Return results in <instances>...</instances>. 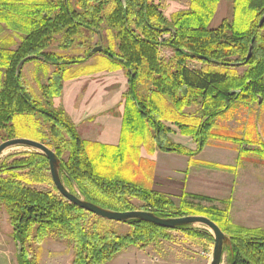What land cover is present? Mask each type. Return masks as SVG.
Returning a JSON list of instances; mask_svg holds the SVG:
<instances>
[{
  "label": "trees",
  "instance_id": "obj_1",
  "mask_svg": "<svg viewBox=\"0 0 264 264\" xmlns=\"http://www.w3.org/2000/svg\"><path fill=\"white\" fill-rule=\"evenodd\" d=\"M166 1L0 0V145L26 138L47 146L59 160L64 186L76 188L84 201L105 210L136 211L133 200H138L144 204L140 210L163 219L209 218L230 239V264H264V230L235 225L211 198L183 195L177 204L136 183L137 159L128 166L130 149L149 145L150 129L164 153L199 154L215 139L249 144L221 135L225 128L216 122L237 104L264 101V0H233L231 19L217 28H212V22L221 0H191L188 10L173 14L170 20L162 9ZM96 41L107 44L97 71L124 70L128 77L117 146L84 140L67 113L54 108L64 82L83 76L73 67L84 58L59 56L49 49L83 50L92 56ZM161 49L172 50L173 56L163 58ZM36 61L57 67L51 82L40 86L44 101L32 96L23 76V68ZM196 62L202 67H193ZM196 102L200 109L187 114L186 109ZM166 103L190 121L177 125L196 141L194 152L169 141L171 131L161 125ZM105 163L110 169L102 167ZM36 185L50 190L35 189ZM0 206L21 247L22 264H34L30 249L47 239L72 247L71 264H110L130 248L145 249L169 240L171 231L200 237L194 226L165 229L142 221L118 224L77 208L58 193L49 161L38 151L0 160ZM90 217L126 225L131 232H105L100 224L87 223Z\"/></svg>",
  "mask_w": 264,
  "mask_h": 264
},
{
  "label": "rangeland",
  "instance_id": "obj_2",
  "mask_svg": "<svg viewBox=\"0 0 264 264\" xmlns=\"http://www.w3.org/2000/svg\"><path fill=\"white\" fill-rule=\"evenodd\" d=\"M232 2L233 0H221L212 28L218 27L224 20L231 19ZM161 4L165 17L170 20L173 14L188 10L191 0H168ZM263 21L264 18L262 19ZM168 38L169 36L166 35L164 39ZM97 42L94 44V48L98 46L105 48L107 46L105 42H102V44H97ZM49 51L59 56H80L82 59L84 58V61L80 65L73 67V70H76V72H84L81 74L83 76L64 82V92L61 97L55 99L54 108L63 109L68 116L70 115L71 121L77 126L84 140H105L114 143L118 135L121 136L122 133V113L124 112L125 105L123 95L128 89L126 72L124 70L116 72L97 71L95 66H99L102 59L100 55L103 52L86 56L83 50L74 49L69 52H63L59 48L53 47ZM161 56L169 59L173 56V52L170 49H161ZM88 66H94L95 68H91V70L86 69ZM193 67L201 68L202 65L196 62L193 63ZM56 68L53 64L45 65L38 61L30 63L23 68L24 80L28 83L30 92L36 100L44 101L40 86L48 85L51 82ZM243 71L244 69H240V73ZM165 105L163 112L165 116L161 120V125L171 131L168 134L169 141L185 149H187V146L189 148L193 147L196 150V141L192 136L184 135V132L177 125V123L180 125L190 124V121H186L176 115L172 105H168L167 103ZM198 109H200V103L196 102L186 109V113L190 115L195 114ZM216 124L225 128V131L220 132L221 135H225L230 139L242 138L243 140L250 141V143H244V145L240 146L235 144V142L215 139L210 140L205 147V149L209 147L214 152L217 148L222 147L224 151L221 153H223V159L226 161H236V157L239 156L240 163H238L237 179L242 186L241 195L235 196L230 202L215 203V205L221 210L228 212L229 219L235 225L248 229L264 230V101L262 100L260 103L250 106L237 104L223 120L218 119ZM154 135L155 131L153 129L148 130L149 145L140 144L137 145L138 148L136 147V149L131 148L130 150L132 151L128 157L130 160L127 159L128 166H131L133 159H137L138 165L135 175L137 178L133 179L136 183L148 189H153L156 184L159 185V182L163 181L160 178L156 181L154 172L158 168V165H155L149 159L150 155L161 152L157 141L153 139ZM150 149L152 153L149 152ZM134 150L139 151L135 154ZM33 152L34 150L31 149L14 147L7 150L0 160ZM142 156L146 161L143 164L142 160L144 159H142ZM128 166H126V170ZM102 167L106 170L110 169V165L106 163ZM228 178L230 177L228 176ZM34 188L43 191L50 190L45 185H36ZM70 189H67L70 193H75L74 195L83 199L76 188ZM173 200L179 204L180 198H174ZM133 203L136 209H138L136 211H142L140 210L144 207L142 202L133 200ZM203 205L208 207L210 203H204ZM87 223H98L105 232L113 231L121 235L131 232V228L126 225H114L113 223L103 222L93 217L88 218ZM9 226V216L5 208L0 206V237L10 234L11 229ZM194 230L200 234V237L189 238L186 234L179 231H171L168 232L170 236L169 240L162 239L145 249L130 248L117 256L110 264H153L147 261L151 257L157 259L154 264H211L214 249L212 233L209 229L200 225L194 226ZM231 248L230 239L226 237L224 256L221 264H230ZM62 250V253L58 257L47 258L46 256H42L40 258L43 261L42 263L71 264L73 260L72 247L64 244Z\"/></svg>",
  "mask_w": 264,
  "mask_h": 264
},
{
  "label": "crops",
  "instance_id": "obj_3",
  "mask_svg": "<svg viewBox=\"0 0 264 264\" xmlns=\"http://www.w3.org/2000/svg\"><path fill=\"white\" fill-rule=\"evenodd\" d=\"M120 139L121 136L118 135V141L116 140L114 143L105 140L94 142L117 146ZM186 148L191 152L195 151L193 147L186 146ZM222 151H224L222 147L217 148L215 152L207 147L201 153L195 155L183 156L164 152H156L150 155V161L158 165L154 172L156 181L159 178L163 180L159 182V185L156 184L153 190L172 199L181 198L183 195H191L214 199L216 204L232 201V198L241 195L240 191L242 190V186L237 179L239 156L236 157V161H226L223 159ZM142 159H144L143 156ZM9 227L11 229L10 234L0 237V264H22L19 243L12 235L11 226ZM63 248V243L47 239L40 245L30 249L34 258L32 255L31 257L34 264H44L40 259L42 256L47 258L58 257Z\"/></svg>",
  "mask_w": 264,
  "mask_h": 264
},
{
  "label": "water",
  "instance_id": "obj_4",
  "mask_svg": "<svg viewBox=\"0 0 264 264\" xmlns=\"http://www.w3.org/2000/svg\"><path fill=\"white\" fill-rule=\"evenodd\" d=\"M263 23V22H262ZM102 41V37H100ZM104 51L102 46L95 47L92 50V54L102 53ZM252 55V49L250 50L249 58ZM22 62L20 67L24 65ZM14 147H23L26 149H31L38 151L43 154L49 161V169L52 182L58 193L67 200L70 204L76 206L77 208L84 210L94 216H97L103 220L110 222L125 224L130 221H142L150 223L165 229H176L184 226H196L200 225L209 229L214 238V249L212 253L211 264H221L224 256V246L226 243V235L220 229V227L210 220L209 218L203 216H189L183 218L174 219H163L157 217L153 213L145 211H132V212H113L100 208L94 204L80 199L76 195L70 193L64 186L61 176H60V165L56 154L51 151L47 146L26 138H17L14 140H9L0 145V159L4 153ZM19 253H21V247L19 245Z\"/></svg>",
  "mask_w": 264,
  "mask_h": 264
},
{
  "label": "built area",
  "instance_id": "obj_5",
  "mask_svg": "<svg viewBox=\"0 0 264 264\" xmlns=\"http://www.w3.org/2000/svg\"><path fill=\"white\" fill-rule=\"evenodd\" d=\"M208 256L211 257L210 255H208ZM147 261H149V262L154 264L157 261V259L155 257H151Z\"/></svg>",
  "mask_w": 264,
  "mask_h": 264
}]
</instances>
